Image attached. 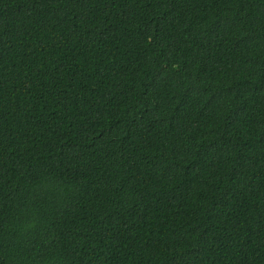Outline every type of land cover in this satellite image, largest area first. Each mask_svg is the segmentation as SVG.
<instances>
[{
  "label": "trees",
  "instance_id": "obj_1",
  "mask_svg": "<svg viewBox=\"0 0 264 264\" xmlns=\"http://www.w3.org/2000/svg\"><path fill=\"white\" fill-rule=\"evenodd\" d=\"M0 264H264V0H0Z\"/></svg>",
  "mask_w": 264,
  "mask_h": 264
}]
</instances>
